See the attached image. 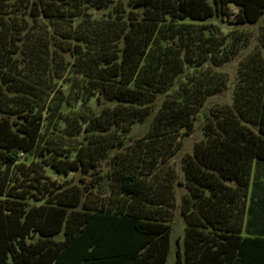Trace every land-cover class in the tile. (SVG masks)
<instances>
[{
	"label": "trees",
	"instance_id": "trees-1",
	"mask_svg": "<svg viewBox=\"0 0 264 264\" xmlns=\"http://www.w3.org/2000/svg\"><path fill=\"white\" fill-rule=\"evenodd\" d=\"M238 57L231 103L200 114ZM196 123L170 264H264L245 231L264 0H0V264H166L180 182L164 165Z\"/></svg>",
	"mask_w": 264,
	"mask_h": 264
},
{
	"label": "rangeland",
	"instance_id": "rangeland-1",
	"mask_svg": "<svg viewBox=\"0 0 264 264\" xmlns=\"http://www.w3.org/2000/svg\"><path fill=\"white\" fill-rule=\"evenodd\" d=\"M229 10L232 14L235 13L236 7L233 5L229 6ZM225 20V19H223ZM231 20V17L228 19ZM219 25L223 34L227 33L233 28V25L226 23L225 21L222 23H217ZM260 25H253L249 28L244 27V29H248L250 31V38L252 39V45L255 43V39L257 38L258 34L263 30L259 27ZM239 57L233 61L228 62L227 64L223 65L219 70L225 73L228 76V84L225 89L219 91L211 96H209L204 104V107L200 110V114L203 112H207L209 108L215 105H224L231 103L232 98V88H231V80L233 77L235 65ZM148 129V121L145 124H142L136 128H134L130 135L132 138L142 136ZM202 139V134L200 130V124L196 123L194 125V129L187 135H182L179 137L178 141L172 148V156L169 157L168 163H166L165 170L168 171L169 169L174 170L177 173L176 180L180 182V184L176 183L174 185V199L173 202L169 203L168 205V214L170 219V227H171V246L172 249L175 247V240L180 241L182 233H183V217L180 213V203L181 199L184 195L187 194V189L184 185V177L182 172L180 171L181 161L184 156L190 154L192 152L193 145ZM257 162V161H256ZM255 162V164H256ZM262 165H254L251 171V181L257 182L256 186L251 185L249 191H252V197L248 195V206L251 205L253 211H255L259 206V200L263 197L264 202V161H260ZM168 164V165H167ZM262 168L263 170H260ZM72 175L63 176V175H51V178H55L56 180L60 181H69ZM74 178V177H73ZM258 186V187H257ZM263 189V190H262ZM250 203V204H249ZM253 203V204H252ZM264 204V203H263ZM259 214L261 215L263 222L259 226L258 223H254L253 226H249L248 230L252 231L253 228H257V230L262 231L264 233V205L261 206L258 210ZM247 218H251V214H246L245 221ZM260 227V228H259ZM245 232H242V235H245ZM264 235V234H263Z\"/></svg>",
	"mask_w": 264,
	"mask_h": 264
},
{
	"label": "crops",
	"instance_id": "crops-1",
	"mask_svg": "<svg viewBox=\"0 0 264 264\" xmlns=\"http://www.w3.org/2000/svg\"><path fill=\"white\" fill-rule=\"evenodd\" d=\"M253 164L256 165V166H257V165H262L260 161L256 162V164H255V162H254ZM254 165H253V166H254ZM253 166H252V168H253ZM260 170H263V169L260 168ZM256 184H257V182H255V181H251V176H250V185H249V189H250L251 185L256 186ZM257 187H258V186H257ZM262 190H263V189H262ZM248 195H250V197H252V191H248ZM259 201H260V202H259V206H258V208H257L255 211H253V209L251 208V205L248 206V212H247V214H248V215L251 214V218H247V220L245 221V227H246L245 231L248 232V233H252V234H260V235H263L264 233H263L262 231L257 230V228H253L252 231H249V230H248V227H249L250 225L253 226L254 223H258L259 226H260L261 223L263 222V219H262L261 215H260L259 212H258L259 208H260L261 206L264 205V204H263V203H264V202H263V197L260 198ZM249 204H250V203H249ZM252 204H253V203H252ZM259 228H260V227H259ZM174 251H175V248L172 249V246H171V248H170V255H169L168 259H167L166 264H170V263L172 262Z\"/></svg>",
	"mask_w": 264,
	"mask_h": 264
}]
</instances>
